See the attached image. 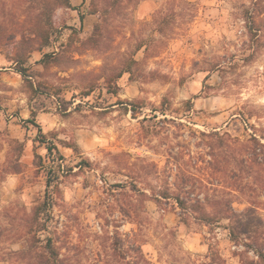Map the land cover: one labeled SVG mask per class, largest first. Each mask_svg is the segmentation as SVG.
<instances>
[{"label":"rangeland","instance_id":"1","mask_svg":"<svg viewBox=\"0 0 264 264\" xmlns=\"http://www.w3.org/2000/svg\"><path fill=\"white\" fill-rule=\"evenodd\" d=\"M7 1L19 40L29 2ZM71 2L25 66L0 46V264L258 260L264 148L237 160L264 145V2L256 24L257 0ZM208 199L234 220L204 222Z\"/></svg>","mask_w":264,"mask_h":264},{"label":"trees","instance_id":"2","mask_svg":"<svg viewBox=\"0 0 264 264\" xmlns=\"http://www.w3.org/2000/svg\"><path fill=\"white\" fill-rule=\"evenodd\" d=\"M28 2L29 6L27 7L28 9L26 20L23 22V24H18L22 25V29H20L19 33L20 39L17 40L14 39V37L16 36L14 34L16 27L12 28L7 23L6 17L9 15L16 19L18 14L14 11L12 13L9 11V2L7 0H0V46L3 47L5 45H14L17 48V54L14 57V61L18 63V65L22 66H25L29 62L30 58L35 52L42 51L51 45L53 36H55L59 32V29L56 26L57 11L63 8L71 9L73 6L71 0H28ZM263 2L264 0H257L254 8L256 11L246 10L245 18L247 23L253 22V24H256L257 16H260L263 12L261 10H258L261 9V5ZM93 14H96V12ZM82 20H84V17H82ZM95 31L96 32L94 36H92L89 41L98 46L102 35L101 27L98 25ZM251 31L253 32L254 36H258V30L253 31L251 28ZM47 58L49 59L48 55H46V58L44 59V62L46 64L49 63V60H46ZM23 68L24 69L21 72L23 73V75L27 76L25 73L27 69L26 67ZM129 71L130 67L127 69V71H124V73ZM124 73H121L119 77H121ZM230 142L233 146L239 145V141H235L232 138L230 139ZM222 143H224V141ZM241 146L244 145H240L239 148L242 149L240 151L246 155L241 160H237V165L242 168L240 170L243 171L245 168L248 167V165H261V163H258L254 157L260 155L258 153V150H260L261 147L264 148V145L257 143L252 147H248V150H246L247 146H245V148ZM245 165H247V167ZM166 197L169 198L168 196ZM176 200L181 208L186 209L187 203L185 201H183L180 197ZM233 204V202L228 201L226 199L220 201L208 199L205 203H203L201 200H198V203L194 204V209H198L199 211H201V219L204 222L211 224L214 222H218L216 221L217 219H228L230 221H233L234 217L237 215ZM206 207L208 209L210 208L211 210L214 209L215 214L212 213L210 215ZM232 233H234L235 235V231H232ZM254 239L257 240L260 238L256 237ZM51 251L53 256H56V254L54 253V249H51ZM255 254L258 256V260L248 261L246 262V264H264V250L261 248L259 250L257 249L255 251ZM38 256L40 258L39 264H59L55 260L46 258L43 254ZM205 264L227 263L218 252H215L212 253L211 261Z\"/></svg>","mask_w":264,"mask_h":264}]
</instances>
